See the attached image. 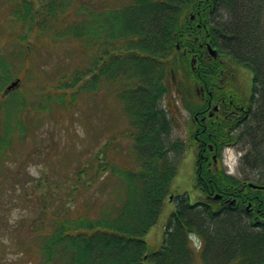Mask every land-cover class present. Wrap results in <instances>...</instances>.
Returning <instances> with one entry per match:
<instances>
[{"label":"trees","instance_id":"1","mask_svg":"<svg viewBox=\"0 0 264 264\" xmlns=\"http://www.w3.org/2000/svg\"><path fill=\"white\" fill-rule=\"evenodd\" d=\"M224 1L229 18L215 22ZM9 3L14 20L31 33L19 38L26 50L30 36L48 31L52 23L57 39L81 43L69 52L74 57L67 69L71 72L49 89L45 110L59 105L60 111L69 112L87 94L97 108L110 106L114 118L128 119L118 135L132 141L130 149L114 141L90 154L71 171L67 184L52 186V201L46 192L39 195L40 209L49 220L41 226L50 230L40 232L37 225L30 229L39 236L44 263L264 264V191L226 174L220 164L200 165L202 155L213 162L212 155L242 140L250 144L245 161L249 155L258 164L264 160V0L100 2L62 27L58 14L70 7L68 0ZM4 53L2 162L16 150V138L31 134V120L23 117L31 113L26 101L31 93L7 91L6 75L12 77L13 65ZM238 69L252 74L247 96L234 86ZM8 94L12 98L5 100ZM179 102L193 121L186 138L172 140ZM210 104L219 106L213 116L208 114ZM192 150L198 157L196 186L209 194L203 184L212 180V194L236 198L237 210L221 208L215 200L191 204L187 196H176L162 245L152 249L144 236L158 222L183 156ZM192 236L204 241L203 249H196Z\"/></svg>","mask_w":264,"mask_h":264},{"label":"rangeland","instance_id":"2","mask_svg":"<svg viewBox=\"0 0 264 264\" xmlns=\"http://www.w3.org/2000/svg\"><path fill=\"white\" fill-rule=\"evenodd\" d=\"M68 1L70 7L64 12L59 10L58 27L68 26L73 20H79L80 11L85 8H96L100 2L107 4L113 2L114 6L126 2V0ZM227 7L228 3L224 1V9L214 15L215 22L221 19L228 20L229 15L225 10ZM10 10L9 0H0V53L5 52L4 55L8 56L11 66L13 65L12 77L6 75L9 79L6 83L9 82L10 85L19 79L20 83L15 88V93L20 94L22 89L31 93L26 98L31 113L23 116L26 120L29 116L31 120L29 123L31 134L25 135L24 138H16L17 141L14 143L16 150L11 149V153L13 152L11 158L5 162L0 161V164L2 162L0 264H45L38 247L39 236L32 235L30 229L37 225L40 232L50 230L48 226H41L43 220L45 223L49 220L40 209L43 205L37 199L39 195L46 192L48 201H52V186L67 184V179L73 174L71 171H74L90 154L114 141L121 148L130 149L132 141L128 137L118 135L128 119L114 118L110 106L104 109L97 108L95 98L93 100L86 98L87 94H81L79 103L72 105L69 112L60 111L59 105H50L45 110L44 106H47L49 101L48 94L51 93L49 89L58 86L59 78L71 72H67V69L69 70L68 65L73 62L74 57H70L69 52H73V48H79L81 43L72 39H57L55 37L57 30L51 28L52 23L51 26L48 24V31H41L37 37L34 34L30 36L31 41L26 42L29 49L26 50L25 46L20 44L19 38L21 36L28 38L31 33L14 20ZM12 37L14 39H11ZM234 74L236 75L234 86L238 90L242 89L246 96L249 95L252 85L251 72L238 69L237 74L235 72ZM10 95L8 94L5 100L11 99ZM87 111H91V116L87 115ZM178 120H176L178 125L171 136L172 140L186 138L187 126L193 121L191 114L182 105ZM247 150H250V144L244 140L231 148H226L223 151L221 167L231 171L237 180L263 182L264 160L258 164L255 157L249 155L248 162L245 161L243 156ZM195 165L196 153L187 151L180 163L178 175L172 183V196L185 195L191 203L205 198L195 186ZM90 192L91 190H86L85 194ZM174 200L165 201L158 222L144 236V240L152 249L162 245L166 224L176 208Z\"/></svg>","mask_w":264,"mask_h":264},{"label":"flooded vegetation","instance_id":"3","mask_svg":"<svg viewBox=\"0 0 264 264\" xmlns=\"http://www.w3.org/2000/svg\"><path fill=\"white\" fill-rule=\"evenodd\" d=\"M217 107H219L218 105H216ZM216 106H212V105H209L208 106V110H209V112H208V114L210 115V116H213L214 114H215V112H217L216 110H215V107ZM199 114H200V112H199ZM198 116V117H197ZM196 117L198 118V120H199V115L197 114L196 115ZM197 118H196V120H197ZM205 151V150H204ZM222 154H220V156L217 158V156L216 155H213L212 156V158H213V162L212 161H210L209 160V157L208 156H204V155H202V159H201V161H200V165L202 166L203 165V163H207V165L208 166H211V165H217V164H220V165H222V160H223V158H222ZM198 161V158L196 159V162ZM224 172L226 173V174H228L227 172H226V170L224 169ZM195 173H196V171H195ZM197 179H198V175L196 176V182L195 183H197ZM212 180H208V182H206V183H204L203 184V189H207V190H210V191H208V192H210L209 194H207V196H205V197H208L209 199H214L215 198V196L212 194V192H213V186H210L209 185V183L211 182ZM239 181H241V182H248L247 180H239ZM261 185V184H260ZM199 189V188H198ZM221 198L220 199H216V201L219 203V205L221 206V208L222 207H227V208H230V209H235V210H237V203H236V198H224V196H223V194H221ZM202 203H206V202H203V201H201ZM201 207H203V206H201ZM260 223V222H259ZM201 245H202V247L204 248V246H205V243H204V241L203 240H201Z\"/></svg>","mask_w":264,"mask_h":264},{"label":"water","instance_id":"4","mask_svg":"<svg viewBox=\"0 0 264 264\" xmlns=\"http://www.w3.org/2000/svg\"><path fill=\"white\" fill-rule=\"evenodd\" d=\"M211 53L213 54L212 50H211ZM19 83H20V80L19 79L16 80V81H14L13 83H11L8 86L7 90L10 91V90L16 88L19 85ZM216 109H217V107H216ZM249 185H250L251 188H259V189H261V190L264 191V185L263 186H257V185H254L252 183H250ZM217 197L219 198V196H217Z\"/></svg>","mask_w":264,"mask_h":264}]
</instances>
